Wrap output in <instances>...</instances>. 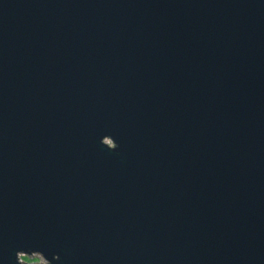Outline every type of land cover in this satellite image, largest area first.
I'll return each mask as SVG.
<instances>
[{
  "label": "water",
  "instance_id": "obj_1",
  "mask_svg": "<svg viewBox=\"0 0 264 264\" xmlns=\"http://www.w3.org/2000/svg\"><path fill=\"white\" fill-rule=\"evenodd\" d=\"M0 264H264V0H0Z\"/></svg>",
  "mask_w": 264,
  "mask_h": 264
},
{
  "label": "rangeland",
  "instance_id": "obj_2",
  "mask_svg": "<svg viewBox=\"0 0 264 264\" xmlns=\"http://www.w3.org/2000/svg\"><path fill=\"white\" fill-rule=\"evenodd\" d=\"M22 258L25 259V260H40L42 259V256L40 253H35L34 255H29V254H22Z\"/></svg>",
  "mask_w": 264,
  "mask_h": 264
},
{
  "label": "flooded vegetation",
  "instance_id": "obj_3",
  "mask_svg": "<svg viewBox=\"0 0 264 264\" xmlns=\"http://www.w3.org/2000/svg\"><path fill=\"white\" fill-rule=\"evenodd\" d=\"M30 261V260H29ZM33 261V260H32Z\"/></svg>",
  "mask_w": 264,
  "mask_h": 264
}]
</instances>
